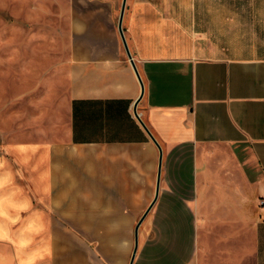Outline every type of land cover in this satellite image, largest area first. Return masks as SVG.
<instances>
[{
    "label": "crops",
    "instance_id": "crops-1",
    "mask_svg": "<svg viewBox=\"0 0 264 264\" xmlns=\"http://www.w3.org/2000/svg\"><path fill=\"white\" fill-rule=\"evenodd\" d=\"M223 4L245 48L206 29ZM85 5L64 111L0 150L1 264H130L136 231L132 264H264V0H126L161 164L122 4Z\"/></svg>",
    "mask_w": 264,
    "mask_h": 264
},
{
    "label": "rangeland",
    "instance_id": "rangeland-1",
    "mask_svg": "<svg viewBox=\"0 0 264 264\" xmlns=\"http://www.w3.org/2000/svg\"><path fill=\"white\" fill-rule=\"evenodd\" d=\"M122 0H0V150L51 129L65 108L72 12ZM223 4L206 29L223 47H246V4ZM233 7V8H232ZM215 16V15H214ZM0 239V264L11 250Z\"/></svg>",
    "mask_w": 264,
    "mask_h": 264
},
{
    "label": "water",
    "instance_id": "water-1",
    "mask_svg": "<svg viewBox=\"0 0 264 264\" xmlns=\"http://www.w3.org/2000/svg\"><path fill=\"white\" fill-rule=\"evenodd\" d=\"M121 12H120V17H119V20H118V26H117V29H118V33H119V36L121 38V41H122V44H123V47H124V50L126 52V56L127 58L129 59L130 61V64L132 65V68L134 69V72L136 73V76L138 77V80L140 82V86H141V93H140V97L139 99L136 101L135 103V107H134V114L136 116V118L138 119V121L140 122V124L142 125V127L144 128V130L147 132L148 136L150 137V139L156 144V146L158 147L159 149V164H161V158H162V152H161V148L160 146L158 145L157 141L155 140V138L152 136V134L150 133V131L147 129V127L144 125V123L142 122V120L140 119L139 115L137 114L136 112V106L143 94V84L140 80V77L138 75V72L136 70V67H135V64L132 60V57L130 55V52H129V49L127 47V44H126V41H125V38H124V34H123V30H122V17H123V12H124V6L126 4V0H122L121 1ZM160 169V168H159ZM156 194H157V190H156ZM146 213L142 216L141 220L142 221L145 217ZM137 245H138V233L137 231L135 232L134 234V249H133V252H132V256H131V260H130V264H132V261H133V258H134V255L136 253V249H137Z\"/></svg>",
    "mask_w": 264,
    "mask_h": 264
}]
</instances>
